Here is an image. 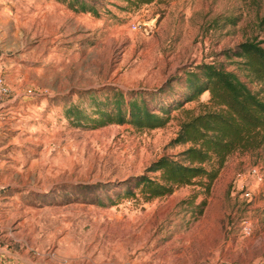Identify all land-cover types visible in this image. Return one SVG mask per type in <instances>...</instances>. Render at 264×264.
<instances>
[{"label": "rangeland", "instance_id": "obj_1", "mask_svg": "<svg viewBox=\"0 0 264 264\" xmlns=\"http://www.w3.org/2000/svg\"><path fill=\"white\" fill-rule=\"evenodd\" d=\"M98 2L93 14L64 0H0V72L11 88L0 102V246L25 264H264V143L229 154L208 188L115 194L185 147L169 142L183 108L199 111L208 91L156 128H88L64 113L69 102L89 111V91L102 98L112 87L170 80L154 101L180 98L178 77L200 62L243 76L222 51L264 37V0ZM251 166L263 179L246 197L236 174Z\"/></svg>", "mask_w": 264, "mask_h": 264}, {"label": "trees", "instance_id": "obj_2", "mask_svg": "<svg viewBox=\"0 0 264 264\" xmlns=\"http://www.w3.org/2000/svg\"><path fill=\"white\" fill-rule=\"evenodd\" d=\"M76 11L98 14V0H64ZM139 6L154 0H125ZM264 23V15L261 19ZM264 37L246 39L234 48L223 49L234 58L237 69L227 68L215 60L189 66L183 76L180 98L163 100L155 97L169 89L166 81L153 89H134L124 92L112 87L100 98L89 91L88 111L78 103H68L65 117L72 123L95 128L110 123L128 122L137 129L164 126L174 108L183 107L208 91L207 102L199 101V111L183 108L176 135L170 145H185L174 154H162L146 167L145 172L122 180L116 196L140 194L148 200L172 192L175 185L196 180L208 188L226 157L238 150H253L264 143ZM147 96H150L149 100ZM162 103V104H161ZM157 173L154 176L148 173ZM204 200L200 204H203Z\"/></svg>", "mask_w": 264, "mask_h": 264}, {"label": "built area", "instance_id": "obj_3", "mask_svg": "<svg viewBox=\"0 0 264 264\" xmlns=\"http://www.w3.org/2000/svg\"><path fill=\"white\" fill-rule=\"evenodd\" d=\"M133 27L135 28L136 26L133 25ZM10 93H11V88L5 76L0 72V102H2L4 98H6ZM262 179H263V174L261 170L256 168V166H251L247 171V175H245L244 172H238L236 174V187L238 191H240L241 195L250 197L252 193L251 187L253 180L255 182H261ZM243 230L245 232H249L248 224L243 225Z\"/></svg>", "mask_w": 264, "mask_h": 264}, {"label": "crops", "instance_id": "obj_4", "mask_svg": "<svg viewBox=\"0 0 264 264\" xmlns=\"http://www.w3.org/2000/svg\"><path fill=\"white\" fill-rule=\"evenodd\" d=\"M9 251H7L4 246H0V264H25L24 260L13 259L10 257Z\"/></svg>", "mask_w": 264, "mask_h": 264}]
</instances>
